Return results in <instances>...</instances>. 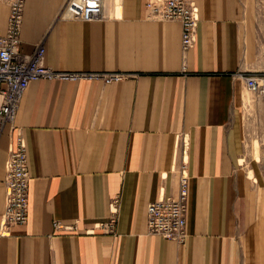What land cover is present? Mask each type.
<instances>
[{
	"label": "crops",
	"instance_id": "crops-1",
	"mask_svg": "<svg viewBox=\"0 0 264 264\" xmlns=\"http://www.w3.org/2000/svg\"><path fill=\"white\" fill-rule=\"evenodd\" d=\"M65 1L25 0L20 53L42 43L55 71L132 76L29 83L14 121L26 145L28 220L2 231L15 134L6 126L0 264H264V184L245 167L247 0H191L199 23L185 55L180 23L148 19L147 0H103L93 22L59 17ZM8 16L0 3V35ZM182 164L190 182L179 244L150 235L146 222L150 203L177 193ZM113 201L116 231L102 234L95 226Z\"/></svg>",
	"mask_w": 264,
	"mask_h": 264
},
{
	"label": "built area",
	"instance_id": "built-area-1",
	"mask_svg": "<svg viewBox=\"0 0 264 264\" xmlns=\"http://www.w3.org/2000/svg\"><path fill=\"white\" fill-rule=\"evenodd\" d=\"M9 8L7 28L0 35V137L6 126L14 133L5 163V211L1 228L22 225L28 220L29 174L26 145L23 135L15 129L14 121L22 97L32 81H103L111 84L132 75L120 73H66L50 69L44 65L45 50L38 44L31 54L19 51L25 0H0ZM146 17L150 20L176 21L181 25V50L183 55L195 43L198 29V8L191 0H147ZM59 17L73 21L93 22L104 18L103 0H66ZM245 88L261 99L264 105V76L242 73ZM179 184L175 195H170L150 203L147 207V231L150 235L182 244L186 240V217L188 212L189 182L186 166L178 168ZM117 201L110 206L107 219L95 226L102 234H115L117 224ZM54 230L73 232L75 226L53 222ZM94 233V230L88 231Z\"/></svg>",
	"mask_w": 264,
	"mask_h": 264
},
{
	"label": "rangeland",
	"instance_id": "rangeland-1",
	"mask_svg": "<svg viewBox=\"0 0 264 264\" xmlns=\"http://www.w3.org/2000/svg\"><path fill=\"white\" fill-rule=\"evenodd\" d=\"M244 38L246 73L264 76V0H247L245 5ZM246 120L245 167L264 184V107L261 99L244 90Z\"/></svg>",
	"mask_w": 264,
	"mask_h": 264
}]
</instances>
